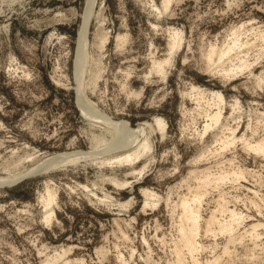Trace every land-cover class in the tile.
Wrapping results in <instances>:
<instances>
[{"label":"rangeland","instance_id":"rangeland-1","mask_svg":"<svg viewBox=\"0 0 264 264\" xmlns=\"http://www.w3.org/2000/svg\"><path fill=\"white\" fill-rule=\"evenodd\" d=\"M161 2L0 0V178L23 174L58 155L89 154L111 144L107 124L84 114L76 103V45L85 30L84 12L92 7L83 33L87 49L80 63L81 82V67L87 63L84 97L97 115L127 122L133 129L140 127L151 143V150L141 152L131 163H118L133 150L128 145L0 184V264H43L48 259L54 264H177L173 248L177 242H172L179 240L180 208L176 203L197 186L196 178L188 175L195 166L199 167L196 172L207 167L205 173L210 175L219 170L252 171L247 175L243 170L245 176L237 182L227 178L216 187L209 186L204 198L196 202L201 228L216 210L218 199H227L230 209L244 214V223L236 231L244 237L228 243L226 254L228 250L222 252L226 235L218 232L214 237L205 229L202 232V226L196 239L204 249L194 253L195 263L182 246L183 263L206 264L218 255L214 264H264V157L246 151L241 141L225 149L220 145L229 127H237V134L244 133L250 140L264 133L260 113L264 112V85L259 87L252 77L264 73V39H254L264 34V0H172L166 11ZM236 27L242 30L240 42H253L254 47L232 53L221 67L215 66L217 61L208 63L203 54L211 44L225 45ZM175 30L182 32L180 46L171 52ZM104 35L102 46L100 37ZM117 36H124L125 42H119ZM238 54H245L252 68L230 78L222 76V68L237 63ZM167 57L171 61L163 65L162 76L154 70L155 62ZM206 63L216 68L209 65L207 69ZM94 75L99 76L95 86H89ZM193 87L203 90L204 99ZM212 91L221 92L224 101L219 105L213 102ZM235 98L241 109H232ZM207 101L213 104L208 106ZM218 107L223 109L221 121L212 122L211 129L202 134L210 122L205 116ZM157 117L165 121L163 130L154 122ZM250 126L258 132L252 133ZM47 187L55 192L57 203L51 205L55 216L49 223L44 222V201L47 193L52 194L46 192ZM143 189L153 193L154 200L161 198L145 204ZM224 215L227 218L226 213L216 212L219 219ZM257 220L263 227H257L254 239L243 228Z\"/></svg>","mask_w":264,"mask_h":264},{"label":"bare ground","instance_id":"bare-ground-1","mask_svg":"<svg viewBox=\"0 0 264 264\" xmlns=\"http://www.w3.org/2000/svg\"><path fill=\"white\" fill-rule=\"evenodd\" d=\"M92 1L93 0H90V2L92 3ZM95 2V1H94ZM172 2V0H162V8H163V11H166V10H168V8H169V5H170V3ZM153 4V3H152ZM150 5V4H149ZM93 6V5H92ZM93 9H94V7H92ZM93 9H87V12L85 11L84 12V25H85V30H87L86 29V27H87V23L90 21V17H91V13L93 12ZM153 9V8H152ZM154 9H155V5H154ZM89 11H90V14H89ZM154 11V10H153ZM152 11V12H153ZM157 11V10H156ZM155 11V12H156ZM160 11V13H161V11L162 10H159ZM86 13V14H85ZM155 14V13H154ZM157 14V13H156ZM158 15V14H157ZM243 26V25H242ZM238 27H240V26H238ZM241 29H242V27H240ZM84 30V32L86 33V31ZM177 30V29H176ZM174 31V33L173 32H171V33H173V35H171L172 36V43H171V46H169L170 47V51L172 52L175 48H177V47H179L180 46V34L182 33H180V31ZM240 31H242V30H240L239 28H234L233 30H232V32H231V34H230V39L228 40V42L225 44V45H223V46H216V45H213L212 46V44H211V47H210V49L208 50V51H206L207 53H206V55H204L203 54V56L206 58V61L208 62V63H211V65L213 64V62H214V64H215V62L217 61V63H216V65L215 66H218L217 64H219V66L221 65L220 63H223V61H225L226 59L225 58H231V54L232 53H238V52H243L242 50L244 49V48H246V49H250V46H252V44H254L255 45V43H251L250 41H245V42H240V40H239V32ZM261 31H263V30H261ZM83 32V30H82V32L80 33V35H79V40H78V42H77V45H76V57H77V59L75 60V62H74V78H75V86L77 87L76 89H77V104L80 106V108H81V110H82V112L84 113V114H86V115H88L89 117H93V118H96V119H100L101 120V122H104L105 124H107V126L109 127V131H110V134H111V144H108V145H105L103 148H101V150H95V151H93V152H91V153H89V154H87V153H83L82 151H80V152H73V153H68V154H64V155H58V156H55V157H53V158H50V159H48L47 161H46V163L45 162H43L42 164H40V165H38V166H36V167H33V168H31V169H29L28 171H26V172H24L23 174H19V175H17V176H14V177H8V178H0V184H6V183H10V182H14V181H16V180H19L20 178H22L24 175H25V173H29V172H39V171H44V170H47L48 168H52L53 166L55 167V166H58V165H61V164H63V163H66V162H71V161H73V160H76V159H78V158H81V157H88V155H94L95 153H101V152H103V151H112V150H116V149H118L119 147H123V146H128V145H133L134 146V148H133V150L131 151V152H129V153H127L126 155H124V158H119L118 160H119V162L118 163H120L121 161H124V162H132V161H134L136 158H138L139 157V155H140V153L142 152H147V151H149V150H151V143H150V140L148 139V136H146V134H144L143 132L144 131H142L141 130V128L139 127V129H133V128H131V127H129L128 126V124H127V122H121V121H115V120H109V119H107V118H105V117H103V116H101V115H97L96 114V108H94V105L91 103V102H89L85 97H84V93H83V69H85V66L87 65V63H86V61H85V63H86V65H84L83 67H81V68H83L82 69V82H81V71H80V63L82 62V60H83V58L85 57V53H86V47H87V43H86V36H85V34H83L84 33ZM257 33L259 32V31H256ZM84 35V36H83ZM125 35V34H124ZM105 35L104 36H101L100 37V41H101V45L106 41L105 40ZM117 37H119L118 39H120L119 40V42L121 41V40H123L124 39V36H117ZM125 37H127V35L125 36ZM258 37V36H257ZM260 38H254L256 41L257 40H259V39H264V34H262V35H260L259 36ZM183 38V37H182ZM181 38V39H182ZM247 38V37H246ZM118 39H116V40H118ZM127 39V38H126ZM254 39H252V40H254ZM244 40V39H243ZM251 40V41H252ZM254 40V41H255ZM124 41V40H123ZM182 41V40H181ZM255 41V42H256ZM262 41V40H261ZM118 42V41H117ZM125 42V41H124ZM170 42V41H169ZM122 43V42H121ZM182 44V43H181ZM258 44V43H257ZM100 45V46H101ZM123 44H121L120 46H119V48L122 46ZM168 45H170V44H168ZM82 46H83V48H82ZM103 46V45H102ZM117 46H118V44H117ZM261 46V45H260ZM262 46H264V44L262 45ZM254 46H252V48H253ZM255 47H257V46H255ZM101 49V48H100ZM264 49V48H263ZM263 49H260L261 50V52H262V50ZM177 50V49H176ZM175 50V51H176ZM260 50H257V53L260 51ZM175 51H173V52H175ZM78 52V53H77ZM171 52L169 53V51H168V53H169V55L171 54ZM235 53V54H236ZM235 54H234V56H235ZM240 54V53H239ZM239 54L237 55V57L236 58H238V60H235V61H238L237 63H235V64H233V65H231V66H227V65H225V66H227V68L226 67H224V68H222L223 69V74H221L222 76H225V77H228V78H230V77H233V76H235L237 73H239V72H242V71H244L243 69H248L249 68V66L252 68V66L250 65V62H248V60H247V58H246V56H245V54H243L244 56H242V55H240L239 56ZM263 54V53H262ZM233 55V54H232ZM247 55V54H246ZM89 56V55H88ZM172 56V55H171ZM257 56V55H256ZM261 56V55H260ZM170 57V56H169ZM260 58V57H259ZM225 59V60H224ZM257 59V58H256ZM228 60V59H227ZM230 60V59H229ZM258 60V59H257ZM88 61V60H87ZM155 61V60H154ZM153 61V62H154ZM158 60H156V62H155V66H154V70H156V73H165L164 72V70L165 69H163V65H165L166 66V64L167 63H169L170 61H171V59L170 58H166L164 61L162 60V62L161 61H159V62H157ZM205 61V60H204ZM205 61V62H206ZM255 61V60H254ZM84 62V61H83ZM152 62V63H153ZM231 62H233V61H231ZM225 63V62H224ZM224 63H223V65H224ZM256 63V62H255ZM84 64V63H83ZM207 64V63H206ZM253 64V63H252ZM210 64H207L206 65V67L207 66H209ZM210 65V67H213V66H211ZM254 65V64H253ZM82 66V65H81ZM214 66V67H215ZM153 67V66H152ZM213 67V68H214ZM221 67V66H220ZM219 67V68H220ZM216 68V67H215ZM207 69H208V67H207ZM151 70H153L152 68H151ZM211 70H214V69H211ZM220 70V69H219ZM219 70H216V71H218V73H220L219 72ZM249 70V69H248ZM209 71H210V69H209ZM221 72V73H222ZM160 73V74H161ZM161 74V75H162ZM249 74H251V72L249 73ZM257 74V73H256ZM255 75V74H254ZM254 75L252 76L253 77V79H255V80H257V82H258V84L260 85V83L262 84V85H264V73L263 74H260V75H256L255 77H254ZM163 76V75H162ZM98 77L99 76H92V78H91V80H90V83H89V86H95V83H96V81H97V79H98ZM164 77H166V75L164 76ZM163 79V78H162ZM227 79V78H226ZM254 81V80H253ZM80 82H81V88H80ZM255 82V81H254ZM253 84H256V82L255 83H253ZM257 84V86H259ZM256 86V85H255ZM259 87H261V85L259 86ZM75 88V87H74ZM94 88V87H93ZM92 88V89H93ZM192 88V87H191ZM194 89H195V87H193ZM75 89V90H76ZM94 90V89H93ZM196 90V92H197V94H200L201 95V97H202V93H204L203 92V90H200L198 87H197V89H195ZM192 91V90H191ZM79 92H80V94H79ZM196 92H195V94H196ZM192 93H193V91H192ZM192 93H191V95H192ZM194 94V93H193ZM197 94L196 95H194V96H197ZM205 94H207V93H205ZM211 95H212V100H213V102L214 103H216L217 105H219V103H222L223 101H224V99H223V96H222V94H221V92H219V91H212L211 93H210ZM188 95H189V93H188ZM200 95H198V96H200ZM210 95V96H211ZM191 97V96H190ZM201 97H199V98H201ZM205 97V96H204ZM203 98V97H202ZM211 98V97H210ZM204 99V98H203ZM198 100H196V102H197ZM200 101V100H199ZM209 101H207L206 103H208ZM213 102H211L212 104H213ZM205 103V104H206ZM210 103V102H209ZM211 103L210 104H208V106L209 105H211ZM197 105H199V104H197ZM216 105V106H217ZM207 106V105H206ZM207 106V107H208ZM212 107H215V105H213ZM223 107V106H222ZM222 107L220 108V107H218L217 109H216V111H214V110H211V111H209L208 113H207V111H206V113H207V115L205 116V117H207L208 116V118L207 119H209V121L210 122H208V123H206L205 125H204V130H202V134H203V131H207V129L209 130V129H211L210 128V126L212 125V122H214V123H217L218 124V122L219 121H221L220 119H221V117H222V111L221 110H223L222 109ZM231 107H232V109L233 110H236V109H239L240 108V102L238 101V99H234L233 100V103L231 104ZM210 108V107H209ZM211 109V108H210ZM210 109H208V110H210ZM241 109V108H240ZM206 110V109H205ZM204 110V111H205ZM203 111V112H204ZM240 110H238V112H239ZM233 112V111H232ZM235 112V111H234ZM233 112V113H234ZM240 113V112H239ZM241 113H242V110H241ZM262 115H264V112H260ZM229 114H231V113H229ZM85 115V116H86ZM231 115H233V114H231ZM239 115V114H238ZM235 116V115H234ZM254 116H255V114H254ZM257 116V115H256ZM224 117V116H223ZM231 117V116H230ZM258 117V116H257ZM262 118H264V117H262ZM261 118V116H260V119H262ZM155 119V118H154ZM224 119V118H223ZM263 120V119H262ZM208 121V120H207ZM256 121V120H255ZM257 121H259V119H257ZM261 121V120H260ZM264 121V120H263ZM154 122H156V125H158V127L159 128H161L162 130L164 129V127H165V121L162 119V118H156L155 120H154ZM213 123V124H214ZM249 123V122H248ZM247 123V124H248ZM257 124H259V122H256ZM255 123V124H256ZM261 123H263V122H260V124ZM253 125V124H252ZM213 126V125H212ZM211 126V127H212ZM239 126V125H238ZM247 126V125H246ZM249 126V125H248ZM254 126H257V125H254ZM253 126V127H254ZM260 126V125H259ZM215 127V126H214ZM228 127V126H227ZM226 127V128H227ZM251 127V126H250ZM253 127H251V128H248V129H252ZM166 128V127H165ZM222 128V127H221ZM258 128H260V127H258ZM264 127H263V125H262V130L264 131V129H263ZM224 129H225V127H224ZM223 130V129H222ZM221 130V131H222ZM227 131H228V135H226L223 131V135L225 136V137H223L224 139L222 140V139H219L220 141H221V146H222V148H228L230 145H232V144H234V145H236L235 144V142L236 141H241L242 142V144H243V146L245 147V150L246 149H248V150H251V151H253L254 153H255V155L257 156V155H261V156H263L264 157V133H263V135L261 136V137H257L258 135H261V133L260 134H258L257 136H255V137H257L256 139H252V134H251V132H250V137H251V139L252 140H250V139H248L247 137H246V135L244 134V133H242V134H237V127H235V128H231V127H229L228 129H226ZM257 129H256V127H255V129H252L251 131H252V133H255V132H258V131H256ZM161 131V130H160ZM262 131V132H263ZM163 132V131H162ZM221 132V133H222ZM260 132V131H259ZM201 133V132H200ZM163 134V133H162ZM257 134V133H256ZM219 136V138L220 137H222V135L220 136V135H218ZM218 136L217 137H215L214 138V141L216 140V138H218ZM254 138V137H253ZM202 139V138H201ZM218 140V139H217ZM219 141V142H220ZM98 143V142H97ZM219 145V144H218ZM103 146V145H102ZM220 146V147H221ZM233 146V145H232ZM220 147H218L219 149H220ZM231 147V146H230ZM115 148V149H114ZM234 148V147H233ZM92 149H93V147H92ZM94 149H95V147H94ZM110 149H112V150H110ZM120 149V148H119ZM207 149H209L208 147H207ZM207 149H203V150H207ZM218 149V150H219ZM243 149V148H242ZM210 151V150H209ZM247 151V150H246ZM201 152H203V151H201ZM220 152H224V151H222V150H220ZM227 152V151H226ZM252 152V153H253ZM141 153V154H142ZM203 153H205V152H203ZM218 153V152H217ZM77 155H79V156H77ZM201 155V154H200ZM141 156V155H140ZM198 157V156H197ZM262 157V158H263ZM198 158H201V157H198ZM198 158H196V159H198ZM203 158H205V157H203ZM194 160H196L195 158H193ZM202 159V158H201ZM200 159V160H201ZM199 160V159H198ZM105 161V160H104ZM197 161V160H196ZM228 161V160H227ZM192 162H193V160H192ZM199 162V161H198ZM204 162V161H203ZM223 162V161H222ZM231 162V160H229V162H228V165H230L229 163ZM194 164H195V162H194ZM62 167V166H61ZM196 167V166H195ZM194 167V168H195ZM210 167V166H209ZM208 167V168H209ZM193 168V169H194ZM197 168H199L198 166H197ZM196 168V169H197ZM232 168V167H231ZM236 168H239L238 166L236 167ZM192 169V170H193ZM196 169H194L195 171H190L189 170V172L190 173H188V175H192V177L194 178H196L195 180H197V186L195 187L194 186V188L193 189H191L190 187H188L187 189H189L190 188V190H188L187 192H189V194L188 195H183V196H181V198L179 199V203H176V202H174V203H176V206L178 205L179 206V208H180V215H179V217H177V218H179V220H177V221H179V224H178V227L176 226V224H175V226L177 227V231L179 232V240L178 241H175V240H177V239H175L174 241H172L173 242V245L177 242V245H176V247L174 246L173 248H176V249H174V251L176 252V254H175V252H173L176 256H177V264H178V262H179V264H184L183 263V256H182V254L184 253H182V249H183V247L186 249V251L189 253H187V255H190L189 257H190V259L191 258H193L194 260H195V258L193 257V255H194V253L198 250V249H200L201 247H204V246H201L200 245V243L199 242H197V240L198 239H196V237H197V235H198V233H200L201 232V230H200V232H199V229H201L202 228V226L204 227L205 225H202L201 226V228H200V220H201V215H200V212H199V209H198V207H197V201L198 202H200L203 198H204V193L207 191L206 189L210 186L211 187V185H214L215 187L217 186V185H219V184H221V183H223L227 178H229V179H232V182L234 181V182H237L236 180H238V179H240L241 177L243 178V175H244V172H243V168L242 169H236V170H232V171H230V172H228V171H224V172H222V173H220L221 171L219 170V174H214V175H210V174H206L205 173V171H207V167L205 168V169H199L198 171L199 172H196ZM235 169V168H234ZM247 169V168H246ZM209 170V169H208ZM230 170V169H229ZM138 171V170H137ZM210 171V170H209ZM223 171V170H222ZM245 171V170H244ZM248 170H246L245 171V174H247L246 172H247ZM251 171V170H250ZM249 171V172H250ZM198 173V174H191V173ZM217 172V171H216ZM249 172H248V174H249ZM252 172V171H251ZM141 173V172H140ZM218 173V172H217ZM247 174V175H248ZM187 175V176H188ZM187 176H185L186 178H188ZM245 176V175H244ZM190 178V177H189ZM188 178V179H189ZM241 178V179H242ZM246 178V177H245ZM260 178V177H259ZM192 179V178H191ZM190 179V180H191ZM229 179H227V180H229ZM183 180V179H182ZM260 181L262 180V178L261 179H259ZM264 180V179H263ZM183 181H185V179L183 180ZM183 181H181V182H183ZM194 181V180H193ZM193 181H191V182H193ZM187 182V181H186ZM189 182V181H188ZM196 182V181H195ZM227 182V181H226ZM230 182V181H229ZM184 184V183H183ZM186 184H188V183H186ZM185 184V185H186ZM225 184V183H224ZM123 186V185H122ZM191 186V185H190ZM46 187V186H45ZM175 187V186H174ZM170 188V187H169ZM173 188V187H172ZM185 188H186V186H185ZM221 188V187H220ZM223 188V187H222ZM48 189H49V187H47V191L46 192H50V189H49V191H48ZM171 189V188H170ZM173 189H175V188H173ZM215 189V188H214ZM248 189V188H247ZM148 190V189H147ZM145 191L144 189H143V195H144V197H145V204H148V203H150V202H153V201H159V199L161 198H158L157 200H154V194L153 193H151V192H149V191ZM210 190V189H209ZM220 190V189H219ZM45 192V193H46ZM208 192V191H207ZM50 193H52V192H50ZM156 195H158L156 192H154ZM171 193V192H170ZM226 193V192H225ZM254 193V192H253ZM48 194V197H46V200L44 201V200H42L41 199V201H44L45 202V207H43V209L45 208V216H44V214H43V216H44V219H45V221L44 222H50V220H51V218H52V216H55V215H53L54 214V210H53V207L51 206L54 202H55V192L54 193H52V194H49V193H47ZM205 194H207V193H205ZM222 194V193H221ZM255 194V193H254ZM45 195V194H44ZM57 195V194H56ZM169 195V194H168ZM181 195V194H180ZM220 195V194H219ZM223 195V194H222ZM221 195V196H222ZM43 196V195H42ZM160 196V195H159ZM224 196V195H223ZM57 197V196H56ZM156 197H158V196H156ZM166 197V196H165ZM168 197V196H167ZM180 197V196H179ZM42 198V197H41ZM44 198V197H43ZM170 200H171V198L170 197H168ZM168 198H164V199H166V201H167V199ZM218 198H221V197H218ZM45 199V198H44ZM163 199V198H162ZM178 199V198H177ZM222 199V198H221ZM169 200V201H170ZM217 200V199H216ZM224 200V199H223ZM223 200H221V201H219V199H218V202L216 203L217 204V206H216V210L214 211L213 209V211H212V213L210 214L209 213V218H206L205 220V224H206V227H204L203 229H202V232H203V230L205 229V232H207V233H209V232H211V233H213V236L215 235L216 236V234L218 233V232H220V233H223L224 235H226V237L225 238H227L226 239V243L227 244H225V246H224V250H222V252L224 251V252H226L227 250H228V243H231V242H233L234 243V241H238V240H241L242 239V236L244 237V235H242V234H240V233H242L241 231H239L240 233L238 234V232H236L237 231V229H241V228H239L240 227V225H242V223H244L243 221L245 220L244 219V214H242V213H240V211L239 212H237L238 210H235V208L234 209H230L228 206H227V204L226 203H228L227 202V199H225V201H226V203H225V201H223ZM177 201V200H176ZM204 201V200H203ZM230 202V201H229ZM253 202H255L254 201V199H253ZM56 203V202H55ZM164 203V202H163ZM169 203V202H168ZM205 203V202H204ZM256 203L257 202H255V206H257L256 205ZM42 204V205H43ZM57 204V203H56ZM144 204V205H145ZM153 204V203H152ZM165 204L167 205V202H165ZM171 204V203H170ZM258 204V203H257ZM264 204V203H263ZM43 205V206H44ZM55 205V204H54ZM154 205V204H153ZM52 208H51V207ZM56 206V205H55ZM168 206V205H167ZM258 206H260V205H258ZM257 206V207H258ZM154 207V206H153ZM171 207V206H170ZM173 207H175V206H173ZM173 207H171V209L173 208ZM256 207V208H257ZM263 207V206H262ZM213 208V207H212ZM177 209V208H176ZM214 209H215V207H214ZM258 209H260V208H258ZM168 211H174V210H168ZM210 211V212H211ZM216 212H220L221 213V216H222V214L223 213H226L227 214V218H225V215H224V217H223V219H219V217H217L216 216ZM175 213H177V212H175ZM177 215V214H176ZM171 216V215H170ZM204 216V215H203ZM218 216H220V215H218ZM176 217V216H175ZM208 217V216H207ZM54 218V217H53ZM176 218V219H177ZM225 218V219H224ZM173 219V218H172ZM202 219H203V217H202ZM53 220V219H52ZM174 221V220H173ZM202 222V221H201ZM204 222V221H203ZM178 223V222H177ZM204 224V223H203ZM251 224V223H250ZM264 224V223H263ZM263 224H262V221L261 222H258V220H257V222H255L254 224L252 223L248 228H243L244 229V231H243V233H247L248 231H249V234L254 238V237H257V231H256V229H257V227H259V226H262L263 227ZM249 225V224H248ZM175 228V227H174ZM250 229V230H249ZM256 231V232H255ZM202 233V234H207V233ZM248 234V235H249ZM177 235V234H176ZM210 235V234H209ZM246 235V234H245ZM204 236V235H203ZM214 236V237H215ZM176 237V236H175ZM178 237V236H177ZM260 237V236H259ZM164 238V237H163ZM159 239V238H158ZM249 239H250V236H249ZM255 239V238H254ZM213 240V239H212ZM243 240V239H242ZM161 241V240H160ZM253 241V240H252ZM161 242H163V241H161ZM215 242V241H214ZM240 242H238V244H239ZM243 243V242H242ZM179 244V245H178ZM202 244V243H201ZM253 244V243H252ZM181 245V246H180ZM210 245V244H209ZM254 245H256V244H254ZM183 246V247H182ZM234 246V245H233ZM253 246V245H252ZM257 247V246H256ZM211 248V247H210ZM214 248V247H213ZM231 248V247H230ZM202 250L204 249V248H201ZM249 249V248H248ZM254 249H255V247H254ZM263 249V251H264V248H262ZM230 250V249H229ZM229 250H228V252H226V254L227 253H229ZM251 250V249H250ZM63 251H65V250H63ZM173 251V250H172ZM199 251V250H198ZM206 251V250H205ZM252 251V250H251ZM62 252V251H61ZM67 252V251H66ZM254 252V251H253ZM182 253V254H181ZM186 253V252H185ZM198 253V252H197ZM62 254V253H61ZM64 254H65V252H64ZM57 255H59V254H57ZM184 255V254H183ZM186 255V254H185ZM223 255H224V253H223ZM55 255H53V257H54ZM195 256V255H194ZM253 256V255H252ZM59 258H60V256H58ZM57 257V258H58ZM184 257H188V256H184ZM198 257V256H197ZM55 258V257H54ZM59 258H58V260H59ZM219 258L220 257H218V255L216 256V258L214 257L212 260L210 259V261L211 262H209V260L207 261V263H209V264H212L213 262L214 263H218V261H219ZM56 259V258H55ZM176 259V258H175ZM197 259V258H196ZM222 259V258H221ZM50 259H48V261L47 262H42L43 264H50L52 261H53V259H52V261L50 262L49 261ZM68 260V259H67ZM70 260V259H69ZM186 260V259H185ZM193 260V261H194ZM44 261H46V260H44ZM57 261V260H56ZM190 261H192V260H190ZM192 261V262H193ZM198 261H199V259H198ZM205 261V260H204ZM221 261V260H220ZM185 262V261H184ZM195 263H196V260L194 261ZM189 263V260L187 261V264ZM200 263V262H199ZM198 262H197V264H199ZM206 263V264H207ZM213 263V264H214ZM220 263H222V261L220 262ZM226 263V262H225ZM52 264H54L53 262H52ZM73 264V263H72ZM75 264V263H74ZM123 264H125V263H123ZM186 264V263H185Z\"/></svg>","mask_w":264,"mask_h":264}]
</instances>
